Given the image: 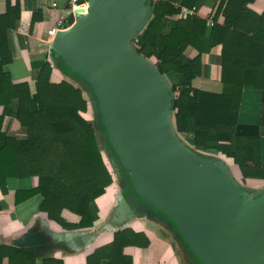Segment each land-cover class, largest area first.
<instances>
[{
  "label": "trees",
  "instance_id": "trees-1",
  "mask_svg": "<svg viewBox=\"0 0 264 264\" xmlns=\"http://www.w3.org/2000/svg\"><path fill=\"white\" fill-rule=\"evenodd\" d=\"M152 16L135 38V49L163 74H178L173 84V123L196 149L230 160L242 181L264 180V12L254 0H219L212 26L199 16L170 18L181 6L201 0H151ZM21 4L8 3L0 14V189L16 180L15 202L36 199L38 211L65 229L92 227L99 218L97 199L114 178L98 142L100 122L83 90L72 81L51 80L52 62L35 63L36 91L14 83L5 66L12 60L8 29L20 18ZM134 38V39H135ZM220 44L223 90L193 86L201 73V54ZM192 46L198 54L189 57ZM64 64V63H62ZM26 130L25 138L4 131L7 114ZM1 209V204H0ZM63 210L79 216L68 221ZM148 236L132 228L117 230L96 247L87 264H133L128 246H148ZM34 247L0 244V264H65L59 257L38 259Z\"/></svg>",
  "mask_w": 264,
  "mask_h": 264
},
{
  "label": "water",
  "instance_id": "water-1",
  "mask_svg": "<svg viewBox=\"0 0 264 264\" xmlns=\"http://www.w3.org/2000/svg\"><path fill=\"white\" fill-rule=\"evenodd\" d=\"M94 1L92 18L70 16L74 29L54 54L99 96L118 155L115 170L130 191L126 206L153 207L170 219L200 264H264V200L248 198L218 157L184 143L169 124L172 87L131 46L152 16V1ZM40 243L36 230L13 240L17 247Z\"/></svg>",
  "mask_w": 264,
  "mask_h": 264
},
{
  "label": "crops",
  "instance_id": "crops-1",
  "mask_svg": "<svg viewBox=\"0 0 264 264\" xmlns=\"http://www.w3.org/2000/svg\"><path fill=\"white\" fill-rule=\"evenodd\" d=\"M14 1L0 0V14H4L8 3L13 4ZM19 1L20 18L15 27L8 29L12 60L5 66L13 82H28L31 92L35 93V63L44 59L52 62L53 82L72 81V77L64 71L61 59L53 52L55 35L49 34L50 29L58 27L60 19L64 18L68 22L73 15L68 0H60L58 7H52L50 0ZM218 2L219 0H201L195 6L193 16L205 18L214 11ZM249 6L258 13L264 12V0H254ZM180 17L179 13L172 16L170 26L175 25ZM221 50V45L217 44L201 54L202 69L193 80V86L218 93L223 90ZM186 53L189 57H194L199 52L189 46ZM164 76L171 87L181 81L178 74ZM4 113L5 107L0 104V115ZM3 129L17 138L27 136L26 130L12 113L5 116ZM179 136L184 135L179 133ZM126 184L127 181H120L117 177L97 199L99 218L94 226L70 230L39 212L36 199L16 204V180H10L7 191L2 192L0 189V244H13L14 239L22 237L27 231L36 230L41 239L40 245L33 248L38 259L54 256L63 259L65 264H87V256L96 247L109 242L117 230L132 228L145 233L150 239L148 246L125 248V253L132 256L133 264H200L192 256L182 234L170 219L153 207L138 210L132 202L130 204L135 209L131 210L126 206L125 201L129 200L130 194ZM62 213L68 221L79 220V216L69 210H63Z\"/></svg>",
  "mask_w": 264,
  "mask_h": 264
},
{
  "label": "rangeland",
  "instance_id": "rangeland-1",
  "mask_svg": "<svg viewBox=\"0 0 264 264\" xmlns=\"http://www.w3.org/2000/svg\"><path fill=\"white\" fill-rule=\"evenodd\" d=\"M70 20V19H69ZM141 32V30H140ZM139 32V33H140ZM139 33L135 34L133 37L135 38ZM134 38H130L131 40V46L134 47ZM63 63V62H62ZM65 68V72L67 75H70L72 77V82L80 87L83 90L84 96L88 99L90 103V108L88 112L86 113L88 119L92 120L94 118V115H98L99 122H100V131L98 132V142L100 145V148L102 152L105 155V158L107 160V163L110 165L111 171L116 169L115 168V158H118V155L112 145V142L109 137L108 133V127H107V117L103 112V109L101 107V101L99 99V96L97 95V92L95 91L94 87L91 85V82L87 80V78L83 77L80 74H76L73 72L68 66L65 64H62ZM168 82V81H165ZM170 85V84H169ZM171 120V121H170ZM174 126L173 123V111L171 112L169 124ZM175 128V127H174ZM180 138L186 143L191 149L194 150V152H197L198 154L202 156H208L216 158V156L204 152L202 150L196 149L194 146L191 147V145L188 143V140L184 136H180ZM219 159V162H221L228 172H232L233 175L237 178L238 184H240L242 189L246 192V196L248 198H251L252 201H263L264 200V180H248V181H242L239 179V176L236 174V171L233 170V164L230 160H225L223 158H217ZM114 173V171H113ZM117 179V178H116ZM126 181V180H125ZM184 238V237H183Z\"/></svg>",
  "mask_w": 264,
  "mask_h": 264
},
{
  "label": "built area",
  "instance_id": "built-area-1",
  "mask_svg": "<svg viewBox=\"0 0 264 264\" xmlns=\"http://www.w3.org/2000/svg\"><path fill=\"white\" fill-rule=\"evenodd\" d=\"M86 1L87 0H68V2L70 4V8H71V13L73 15H75L76 14V11H75L76 7L79 6V5H82V4L86 3ZM59 2H60V0H50V5L52 7H58L59 6ZM195 11H196V7L195 6L192 7V8H188L186 6H181V11L179 12V16H181V17H185L187 15L193 16L195 14ZM205 19L207 21V25L208 26H212L213 20H214V13H213V11L210 12L205 17ZM67 23L68 22L65 21L64 18L60 19L59 22H58V27H54V28L50 29L49 30V34L52 35V36L53 35H56V33L58 32L59 28L60 27H62V28L65 27ZM136 41H137V39L135 38L134 41H133L134 42V47L136 46V44H135ZM113 171H114V173H113ZM112 175H113V178L114 179H116L117 177H120L119 172H117L115 169L112 170Z\"/></svg>",
  "mask_w": 264,
  "mask_h": 264
},
{
  "label": "bare ground",
  "instance_id": "bare-ground-1",
  "mask_svg": "<svg viewBox=\"0 0 264 264\" xmlns=\"http://www.w3.org/2000/svg\"><path fill=\"white\" fill-rule=\"evenodd\" d=\"M96 8H97V5L94 0H87L86 3L77 6L75 11L77 14H82L87 19H89L95 16L94 11ZM73 29H74V26L67 25L63 27L62 29L58 30L56 34V38L54 39V42H53V52L55 54H61V51L63 50V47H64V38L68 33H71Z\"/></svg>",
  "mask_w": 264,
  "mask_h": 264
},
{
  "label": "flooded vegetation",
  "instance_id": "flooded-vegetation-1",
  "mask_svg": "<svg viewBox=\"0 0 264 264\" xmlns=\"http://www.w3.org/2000/svg\"><path fill=\"white\" fill-rule=\"evenodd\" d=\"M120 181H125V175L124 173H120Z\"/></svg>",
  "mask_w": 264,
  "mask_h": 264
}]
</instances>
